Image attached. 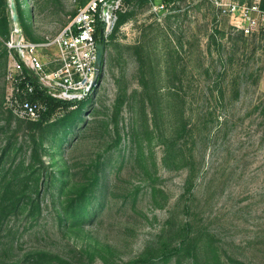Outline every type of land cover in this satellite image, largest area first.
I'll list each match as a JSON object with an SVG mask.
<instances>
[{
	"label": "rangeland",
	"instance_id": "374dc122",
	"mask_svg": "<svg viewBox=\"0 0 264 264\" xmlns=\"http://www.w3.org/2000/svg\"><path fill=\"white\" fill-rule=\"evenodd\" d=\"M19 1L40 41L57 36L87 2ZM166 1H134L108 38L84 113L88 129L61 153L57 147L44 155L57 172L61 159L79 170L108 158L105 207L84 228L66 229L48 203L34 228L19 223L3 232L0 264L38 251L66 262L52 264H131L190 235L199 246L188 244L168 264H195L196 254L206 264L215 252L226 264H264V30L245 36L210 0ZM152 3L166 8L155 12ZM39 56L48 71L57 67L55 47ZM8 68L0 40V150L6 140L29 136L33 122L9 121ZM116 132L124 139L118 147Z\"/></svg>",
	"mask_w": 264,
	"mask_h": 264
},
{
	"label": "trees",
	"instance_id": "16d2710c",
	"mask_svg": "<svg viewBox=\"0 0 264 264\" xmlns=\"http://www.w3.org/2000/svg\"><path fill=\"white\" fill-rule=\"evenodd\" d=\"M88 1L81 7L85 6ZM134 1L136 0L127 1L128 9L120 14L117 27L110 36L111 39L131 16L130 7ZM172 1L167 0L166 2ZM140 3L145 4L147 0H140ZM15 4L24 37L31 42H42L33 36L28 23L22 20L20 1L15 0ZM12 28L13 19L9 0H0V40L3 46V56L7 61L8 51L5 42L10 38ZM102 31L103 26L99 25L96 38L98 50H102L103 53L102 66H104L107 60L108 39L101 35ZM28 80L34 86V92L24 95L22 99L31 103L43 104L47 110L39 121L29 122L27 126L29 136L20 137V142L16 138L15 143L9 139L1 145L3 148L0 150V238L5 231L11 234L19 223H21L20 228L27 226V228H34L42 219L45 208L49 206L48 203L56 212L61 228H84L86 224L94 222L99 211L105 207L111 182L110 160L102 158L101 155L90 163L86 162L79 170H73L70 159H61L62 168L58 172L53 168L56 165L55 162L47 164L44 160V155L49 154L54 148L58 147L61 153L63 147L69 145L71 140L78 136L81 128L88 129L84 113L90 107L91 96L96 87L83 101L60 102L41 90L32 77H28ZM25 84V81L20 83L22 88ZM5 110L11 116L9 121L12 117L16 118L10 110ZM16 120L21 121L18 118ZM116 133L118 135L116 146L118 147L124 139L118 132ZM128 141L133 158V153L136 152V148H133L135 141L133 139ZM23 151H25V156L21 158L19 152ZM110 151L111 149H108L107 153ZM55 158L53 156V161ZM199 240V237L187 236L174 249H161L159 254L158 252L153 254L152 250L146 251L143 256L131 264H168L173 257L186 251L188 244L198 247ZM10 246L13 249L15 243ZM165 246L167 244H163V247ZM213 256V262L206 264H226L221 261L216 252ZM197 258L196 254L194 262L200 264ZM53 260L64 261L49 252L38 251L33 255H26L14 264H52Z\"/></svg>",
	"mask_w": 264,
	"mask_h": 264
},
{
	"label": "built area",
	"instance_id": "2783aa9c",
	"mask_svg": "<svg viewBox=\"0 0 264 264\" xmlns=\"http://www.w3.org/2000/svg\"><path fill=\"white\" fill-rule=\"evenodd\" d=\"M128 0H89L79 8L70 23L53 39L39 43L24 37L21 26L13 23L10 38L5 42L9 54L7 79L10 84L5 107L20 120L37 122L46 112L45 105L22 98L34 92L28 80L32 77L45 93L60 102H80L93 92L97 73V27L103 26L102 36L108 39L115 31L121 13L128 9ZM152 1V0H151ZM245 36L264 30L262 0L240 4L235 0H210ZM155 12L165 4H153ZM58 50L57 67L48 71L39 52L45 48ZM25 81L24 88L20 83Z\"/></svg>",
	"mask_w": 264,
	"mask_h": 264
},
{
	"label": "water",
	"instance_id": "95a60500",
	"mask_svg": "<svg viewBox=\"0 0 264 264\" xmlns=\"http://www.w3.org/2000/svg\"><path fill=\"white\" fill-rule=\"evenodd\" d=\"M9 6L11 9V15H12V19H13V23L14 24H18L19 23V15H18V11L16 8V4H15V0H9ZM102 50H98V58H97V73H96V78H95V82L94 84L98 81L99 76L101 74V70H102Z\"/></svg>",
	"mask_w": 264,
	"mask_h": 264
}]
</instances>
